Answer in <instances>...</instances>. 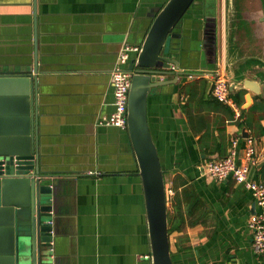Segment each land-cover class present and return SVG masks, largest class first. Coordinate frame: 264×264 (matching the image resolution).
Returning <instances> with one entry per match:
<instances>
[{
  "label": "crops",
  "instance_id": "obj_1",
  "mask_svg": "<svg viewBox=\"0 0 264 264\" xmlns=\"http://www.w3.org/2000/svg\"><path fill=\"white\" fill-rule=\"evenodd\" d=\"M163 4L0 0V72H28L38 64L41 157L43 168L54 175L51 264H152L143 183L130 137L105 120L114 110L111 73L121 48L141 47ZM207 17L216 18L215 63L206 52ZM256 29L259 56L264 57V28ZM176 35L180 68L164 78L179 75L178 82L148 100L168 195L172 187L181 192L189 186L199 200L186 196L179 203L183 220L170 233L173 264H262L252 248L249 225L258 209L251 192L232 178L213 180L203 168L226 158L237 141L239 162L247 163L251 176L264 184V111L259 104L258 111L250 112L264 96L251 94L244 80H229L241 111L236 119L233 107L213 98L210 80L188 78L220 66L228 73L224 0H203ZM251 73L234 77L255 79ZM248 95L252 104L246 108ZM249 138L257 163L247 159Z\"/></svg>",
  "mask_w": 264,
  "mask_h": 264
},
{
  "label": "water",
  "instance_id": "obj_2",
  "mask_svg": "<svg viewBox=\"0 0 264 264\" xmlns=\"http://www.w3.org/2000/svg\"><path fill=\"white\" fill-rule=\"evenodd\" d=\"M243 1L224 0L226 74L231 81L232 78L244 80V88L251 94L264 96L261 88L264 86V57L259 56L261 46L255 37L256 28H264V0H245L254 16L252 34L245 31ZM202 4L203 0H169L164 3L141 44L136 63L123 66L132 73L127 132L143 183L152 264H173V261L168 189L149 126L148 100L156 90L178 82L179 75L175 80L162 78L173 66L180 68L176 30L189 13ZM205 43L210 50L206 49V52L215 63L214 17H207ZM248 71L255 79H245L244 75L243 78L234 77ZM231 83L229 81L230 90ZM210 84L211 90L212 82ZM37 95V61L33 70L30 67L28 72H0V264H51L49 249L54 231L51 198L54 188L50 181L54 175L43 168ZM251 104L252 96L248 95L246 108Z\"/></svg>",
  "mask_w": 264,
  "mask_h": 264
},
{
  "label": "built area",
  "instance_id": "obj_3",
  "mask_svg": "<svg viewBox=\"0 0 264 264\" xmlns=\"http://www.w3.org/2000/svg\"><path fill=\"white\" fill-rule=\"evenodd\" d=\"M168 1L164 0V3ZM140 51V46L128 44H125L120 51L118 60L111 73L114 110L111 116L105 120L106 126L127 131L132 73L125 70L123 66L132 62L136 63ZM170 71L178 72L179 69L173 66ZM188 78H206L210 80L212 82L211 94L213 98L221 104L233 107L236 119H240L241 111L231 97L229 78L221 66L211 72L189 74ZM247 159L253 163H257L258 160V153L253 138L248 139ZM203 172L207 177L220 182L232 178L237 184L251 192L255 206L258 209L249 225L252 231V248L256 256L264 264V184L251 176L250 167L247 163L239 162L237 141L232 142L226 158L207 162L204 165ZM173 194V191L169 190V195Z\"/></svg>",
  "mask_w": 264,
  "mask_h": 264
},
{
  "label": "trees",
  "instance_id": "obj_4",
  "mask_svg": "<svg viewBox=\"0 0 264 264\" xmlns=\"http://www.w3.org/2000/svg\"><path fill=\"white\" fill-rule=\"evenodd\" d=\"M207 85V82L202 81V88L203 90H205V87ZM259 104L261 106L262 112L264 111V100H262L261 103H255L254 106L250 109V112H256L259 109ZM261 133L264 134V129L261 130ZM264 180V178H263ZM174 194L169 198V204H170V208L168 209V218H169V233H171V229L173 230V225L177 222V221H181L183 219H179L180 217V207H179V203L182 200V197H190V198H194L196 201H199L197 199V197L194 195V191L189 187H185L183 188V190L181 192L178 191V189L176 187H172Z\"/></svg>",
  "mask_w": 264,
  "mask_h": 264
},
{
  "label": "rangeland",
  "instance_id": "obj_5",
  "mask_svg": "<svg viewBox=\"0 0 264 264\" xmlns=\"http://www.w3.org/2000/svg\"><path fill=\"white\" fill-rule=\"evenodd\" d=\"M257 1V0H256ZM248 3L243 1V19H244V27L247 34H252L253 28V14L248 8Z\"/></svg>",
  "mask_w": 264,
  "mask_h": 264
},
{
  "label": "bare ground",
  "instance_id": "obj_6",
  "mask_svg": "<svg viewBox=\"0 0 264 264\" xmlns=\"http://www.w3.org/2000/svg\"><path fill=\"white\" fill-rule=\"evenodd\" d=\"M234 102H235V100H234ZM238 106V105H237ZM240 108V107H239ZM256 165V164H255Z\"/></svg>",
  "mask_w": 264,
  "mask_h": 264
}]
</instances>
